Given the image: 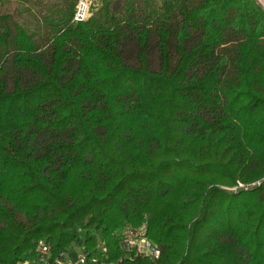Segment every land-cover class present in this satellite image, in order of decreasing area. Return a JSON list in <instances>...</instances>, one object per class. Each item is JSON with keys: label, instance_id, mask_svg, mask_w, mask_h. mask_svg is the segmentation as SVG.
Returning <instances> with one entry per match:
<instances>
[{"label": "trees", "instance_id": "trees-1", "mask_svg": "<svg viewBox=\"0 0 264 264\" xmlns=\"http://www.w3.org/2000/svg\"><path fill=\"white\" fill-rule=\"evenodd\" d=\"M76 3L0 0V264H264V5Z\"/></svg>", "mask_w": 264, "mask_h": 264}, {"label": "built area", "instance_id": "built-area-1", "mask_svg": "<svg viewBox=\"0 0 264 264\" xmlns=\"http://www.w3.org/2000/svg\"><path fill=\"white\" fill-rule=\"evenodd\" d=\"M93 6L91 0H77L73 21L82 22L87 20L92 15ZM238 187L247 188L248 185L239 183ZM232 189H236V187ZM118 239L125 257L131 258L138 255L156 259L159 256V248L147 236L146 223L123 227L118 233ZM104 252L105 248H102L101 257H97L81 247L61 251L53 257L50 245L43 240H39L35 246V258L25 260L21 264H117L121 261V259L117 262L108 260Z\"/></svg>", "mask_w": 264, "mask_h": 264}, {"label": "rangeland", "instance_id": "rangeland-1", "mask_svg": "<svg viewBox=\"0 0 264 264\" xmlns=\"http://www.w3.org/2000/svg\"><path fill=\"white\" fill-rule=\"evenodd\" d=\"M263 5H264V2L263 0H259ZM101 3V0H91V5L94 4V6L92 7V13L97 9V7L100 5ZM242 184V183H241ZM239 185V184H238ZM234 188V187H233ZM226 189H229V190H235V189H232V188H226Z\"/></svg>", "mask_w": 264, "mask_h": 264}]
</instances>
